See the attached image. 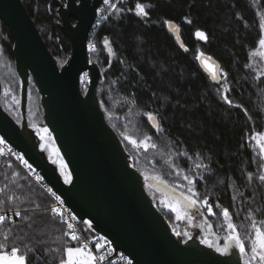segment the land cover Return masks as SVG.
Masks as SVG:
<instances>
[{"label": "trees", "instance_id": "trees-1", "mask_svg": "<svg viewBox=\"0 0 264 264\" xmlns=\"http://www.w3.org/2000/svg\"><path fill=\"white\" fill-rule=\"evenodd\" d=\"M21 1L58 64L64 62L62 52L68 47L64 40H57L62 35L53 3ZM138 2L147 15H137ZM117 7L120 11L114 10L92 29L89 44H95L92 56L101 70L97 87L101 109L134 158V167L149 179L157 176L155 168L168 185H180L178 191L187 188L183 175L203 173L196 191L218 204L235 206V216L250 212L254 203L264 204V186L256 176L249 145L251 133L264 131V57L252 63L261 36L264 0H123ZM197 30L207 39L197 37ZM50 39H54L52 45ZM12 47L13 40L0 22V53L14 66ZM201 53L220 64L219 84L212 83L199 67ZM224 87L231 104L222 96ZM29 91L36 93L33 84ZM147 112L156 115L158 130L150 125ZM122 133L133 138L149 135L157 147L141 156ZM197 164L208 167L197 169ZM0 188L7 195L20 196L11 203L13 210L22 213V217L13 216L14 224L0 225V243L9 248L21 245L28 264H59L63 248L77 247L64 236L65 225L51 215L49 199L16 164L1 156ZM5 199L0 193V200ZM154 204L173 233H178L173 215L159 202ZM83 226L88 236L95 234L89 225ZM5 236L10 238L5 241Z\"/></svg>", "mask_w": 264, "mask_h": 264}, {"label": "water", "instance_id": "water-1", "mask_svg": "<svg viewBox=\"0 0 264 264\" xmlns=\"http://www.w3.org/2000/svg\"><path fill=\"white\" fill-rule=\"evenodd\" d=\"M53 2L58 28L70 48V56L61 67L23 2L0 0V22L13 40L22 112L19 126L0 103V135L40 172L80 221H87L93 232L102 235L115 252L126 255L131 264H244L238 248L225 256L196 237L183 240L173 233L146 185L171 200L172 194L158 182L146 180L134 167L123 142L106 121L97 94L101 70L97 63L89 61L88 52L89 36L103 0ZM198 56L201 70L212 83L219 84L220 64L207 55ZM213 65L217 80L212 79ZM82 74H88L84 94L80 89ZM30 81L40 97L44 123L53 145L44 143L27 125ZM1 95L0 80V98ZM149 123L152 126L154 122ZM41 144L45 145L43 149ZM62 167L71 175L69 184L64 183Z\"/></svg>", "mask_w": 264, "mask_h": 264}, {"label": "snow or ice", "instance_id": "snow-or-ice-1", "mask_svg": "<svg viewBox=\"0 0 264 264\" xmlns=\"http://www.w3.org/2000/svg\"><path fill=\"white\" fill-rule=\"evenodd\" d=\"M103 3L105 5H108L111 9L115 11H120V9L117 7L115 3H111V0H103ZM137 15H147L143 5L141 3H136L135 5ZM190 22V21H189ZM166 24H171L170 21H165ZM260 28V39L258 40V47L264 48V19H261L259 23ZM196 36L201 39H207L205 34L199 30L196 32ZM105 45L107 46L108 41L105 39L104 41ZM89 48H94V45H89ZM109 51H111L109 49ZM201 55H203L201 53ZM261 56H264V53H260ZM199 58V56L197 57ZM251 58V56H250ZM209 62H211V58H209ZM207 67V65H205ZM216 65L212 66V79L217 80L218 76L215 73ZM226 76V74H225ZM83 79V77H82ZM227 91V90H226ZM7 95V93H5ZM224 99L227 103L231 104L232 102L228 99V97L225 95ZM12 100L15 102V97H12ZM239 107V106H238ZM149 122L152 123V127L159 129L160 125L157 121V117L155 114L151 112H147L144 114ZM37 134L39 135L40 129H36ZM42 131L47 134L48 130L47 128L42 129ZM122 135H124L122 133ZM251 138L254 142L258 143L259 151H260V163L259 168L261 169V174L258 175V179L261 183H264V133L259 132H253L251 133ZM40 139L43 141L45 139V136L41 135ZM124 139L128 140L129 143H131L134 146L142 147L145 151H147L149 148L155 149L157 145L155 143H151V137L149 135H144L143 139L137 140L134 139L130 135H124ZM3 141H0V144H2ZM45 145L41 144V148L43 149ZM180 155H183V153H180ZM18 159L23 160V157H18ZM25 165L31 169V165L27 164V161H24ZM55 163V161H53ZM197 169H206L207 165L197 164ZM179 174V170H178ZM17 175V173H13V176ZM61 175L64 177V183L69 184L71 183V175H65L63 170L61 171ZM203 178V173L201 176L198 177H190L188 175H183V180L187 182V188L185 191H180L177 196V188L181 187L180 185H177L176 187L169 188L168 182L165 181L160 176H153L151 179L153 181L158 182L159 185H163L165 188L168 189V191L172 194L173 199L171 201H161L162 204H164L166 207H168L173 213H175V218L177 221L182 219H187L189 223L193 220V215L189 214L191 211L193 214L198 213L200 211V208L198 206L203 205L206 209L209 215H213V207L208 201L207 197H204L203 199L198 198V193L195 190V184L199 179ZM249 180L252 179V173H248ZM37 181L40 180V177H36ZM146 180L149 179V177H145ZM51 191V190H49ZM0 193L5 194L6 199L0 200V225L3 224H9L12 225L15 223L13 220V216L15 217H22V213L19 210H13L12 203L13 201L20 200V196L13 193L12 195H7L4 188H0ZM55 199L57 201L60 200L59 196H56ZM219 205H217L218 207ZM51 212L54 215L61 216V222L66 224L68 231L64 233L65 237L70 238L72 241H77L79 243L80 236L76 234L73 231V225L70 221H65L62 219L63 213L58 212L57 208L53 206L51 208ZM222 216L224 219V227H226L228 231V235L225 237L223 247H221L219 244L215 245V250L220 253L221 255H228L230 250L233 248H238L239 252L241 253V258L243 259L246 254V245L240 234L237 232V226L232 222V217L230 215V212L227 208L223 209ZM72 219L74 220L75 217L73 216ZM87 223V221H85ZM211 227V225H209ZM252 228L254 229L255 235L251 237V256H249L247 259H244V264H252V261H257V264H264V221L260 222V225L257 226L256 219L253 218L252 220ZM179 235V233H176ZM186 235V233H185ZM10 237L5 236L4 240L7 241ZM202 243H206L209 248H212L214 245L213 243L208 242L207 239H204L201 241ZM25 248V251L28 253L32 252V249H29L27 245H22ZM21 245L13 244L10 248L5 243H0V264H28V255L21 254L20 252ZM97 249L101 247L99 243L96 245ZM85 245L80 244L77 247H65L63 248L64 252V258H61L59 261V264H94V261L96 260V257H94L90 251H85ZM100 260H103L104 257L101 256L99 258Z\"/></svg>", "mask_w": 264, "mask_h": 264}, {"label": "rangeland", "instance_id": "rangeland-1", "mask_svg": "<svg viewBox=\"0 0 264 264\" xmlns=\"http://www.w3.org/2000/svg\"><path fill=\"white\" fill-rule=\"evenodd\" d=\"M123 0H113V3H115L117 6L122 2ZM114 10H112L111 14L113 13ZM110 14V15H111ZM264 19V18H263ZM57 22V21H56ZM50 43V42H49ZM91 45H94V48L90 49L88 48V52H89V56H90V59L93 61V62H96L92 56V52L95 51V44L94 42H90ZM260 53H264V48H260L258 47L254 52H253V58H252V63L255 64L256 63V59L258 57H264V56H261ZM264 59V58H262ZM59 63L62 64V60H59ZM264 71V69H263ZM0 77H1V80L4 84H6L4 86V100H5V105L8 106V108L10 107V104L12 102H14L12 100V97L14 96L15 97V102L14 104L17 105L18 103V92L17 90H13L10 88V86L14 85L15 84V87L14 89H17V87H19V79L17 77V74L15 72V67L11 65L10 62H7L3 59L1 53H0ZM83 77V79H82ZM81 77V86L82 88L84 89V91H86L87 89V83H88V74H85ZM226 87H224L223 91H222V96L225 95L226 93V90H225ZM36 90V89H35ZM5 93H7V95H5ZM39 95L36 91L33 92V91H29V102H28V106L29 108L30 107H33L34 105H36L38 108H39V105H38V102H39ZM41 114V113H40ZM112 124L114 125L115 124V120H112ZM45 127H43L42 129H44ZM264 133V131L262 132ZM42 134L45 135L46 137L50 138V140H52L53 142V139H52V135L50 134V132H47V134H45L43 131H42ZM134 139H137V140H140V139H143V136H140L139 134H136V137ZM249 145L254 153V160H255V169H256V176L258 178V175L261 174V169L259 168V163H260V151H259V147H258V143L257 142H254L252 140V138L249 139ZM54 143V142H53ZM124 145V144H123ZM130 146L131 148L134 150V152L136 153H140L139 155H144V154H147L146 152H149L152 148H149L147 151H145L142 147H139V146H134L130 143ZM129 154V153H128ZM130 155V154H129ZM132 162H133V157L130 156ZM134 164V163H133ZM151 166V165H150ZM63 171H66V168H62ZM158 171L153 168V174L157 175V176H160L158 173ZM144 176V175H143ZM144 177H147V176H144ZM195 187V186H194ZM149 188V195L150 197L152 198L153 202L156 201V202H159V205H161V207L166 211V212H169L170 214L173 215V223H174V227L176 230H178V233L180 235L181 231H180V228L178 226V221L176 220L175 218V213H173L168 207H166L164 204L161 203V201H171V199L167 198L163 193H161L160 191H155L153 189V187H148ZM196 190V189H195ZM198 193V198L200 199H203L204 197H202L199 192L197 191ZM208 198V201L210 204H213L216 206V208L219 210L218 211V214L217 212L213 211L214 214L213 215H209L208 212H206V214L209 216V217H213V221L211 223V229L212 230H215L216 232V236L217 238H214V240L211 238L212 234H211V230L207 231V236L205 239L208 240V242L210 243H213V245L215 246L216 245V242L217 240H222L224 239L227 235H228V231L226 229V227H224V219H223V216H222V206L221 204H218L217 201H214V199L209 196L207 197ZM217 205H219L217 207ZM200 208L201 209H204L207 211V209L203 206V205H200ZM232 217V216H231ZM253 218L256 219V223H257V226L260 225V222L261 221H264V220H257L256 216H253V215H246V217H244V219L246 220V222L244 223V225H241V226H244V232L247 234V236H245L244 234L240 236L242 237V239L244 240L245 242V245H246V254L244 256L245 259H247L249 256H251V237H253L255 235V232H254V229L252 228V220ZM233 218H232V222H233ZM234 223V222H233ZM236 225V224H235ZM239 229H237V232H238ZM211 234V236H210ZM182 237V236H181ZM213 237V236H212ZM204 240V239H203ZM206 244V243H205ZM256 261H252V263H255Z\"/></svg>", "mask_w": 264, "mask_h": 264}, {"label": "flooded vegetation", "instance_id": "flooded-vegetation-1", "mask_svg": "<svg viewBox=\"0 0 264 264\" xmlns=\"http://www.w3.org/2000/svg\"><path fill=\"white\" fill-rule=\"evenodd\" d=\"M49 1L52 2L53 5H54L53 0H49ZM60 1L63 4H65V0H60ZM54 11H56L55 5H54ZM55 15H56V12H55ZM56 17H57V15H56ZM58 22H59V19H58ZM58 22H56L57 26H58ZM60 34L62 35V38H58L57 40L60 41V42H62L64 40L66 42L67 47H68V51L66 53L62 52V55L64 57V62H62V64H58L57 59L53 56L55 58V60H56V62H57L59 67H61L68 60V58L70 56V48H69L68 42H67L66 38L64 37V35L62 34L61 31H60ZM53 42H54V39H50L51 45L53 44ZM89 61L93 62L90 59V56H89ZM83 75H85V74H82L80 76V80H81V77ZM0 80H1V78H0ZM1 84H2V95H1V98H0L1 106L4 109V111L13 119V121L17 125L21 126V124H22V112H21V109H20V87H21L20 80H19V87H17V89H14V88H16L15 84L13 86H10L11 89H13L15 91L17 90V92H18V100L19 101H18L17 105H15L14 102H12L10 104L9 108H8V106L5 105L4 85H3L4 83L2 82V80H1ZM31 84H32V82L30 81L29 88H30ZM29 88H28V98H29ZM80 89H81V92L84 94L85 91L82 88V86H80ZM28 102H29V100H27V105H26V121H27V125H28L29 128L33 129L36 132V134H37L36 129H40L41 131H40L39 135L37 134L40 137L41 135H43L42 134V128L43 127L47 128L45 126V123H44L43 111H42V108H41V105H40V99H39V102H38L39 108L36 105H34L33 107L29 108ZM43 136H45V135H43ZM43 141L47 145H53L54 144L52 142V140H50V138H48L46 136H45V139ZM50 159L52 160L53 157H50ZM62 168H64V167H62ZM263 186H264V183H263ZM148 187H150V186L146 185V189ZM263 192H264V188H263ZM261 201L264 202V194H263V198H262ZM211 206L213 207V211L217 212V214H218L219 210L216 208V206L213 205V204H211ZM221 206H222L221 207L222 210L225 209V208H227L229 210L230 215L232 216V218L234 220L233 221L234 224H236L237 229H239L238 233L241 234V235L244 234L245 236H247V234L243 230L244 226H241V225H244V223L246 222V220L244 219V217H246V215L256 216L257 220H264V204H259V203L252 204V207L250 209L251 211L245 213V215H242V216H240L239 214L237 216H235L233 214V211L236 209L235 206H231V207H228V206H225V205H221ZM198 207L200 208V206H198ZM246 208L247 209L250 208V205L244 207V210ZM206 212H207L206 210L201 209V208H200V211L198 213H195V214H193L190 211L189 214L193 215V220H192L191 223H189V221L187 219H182V220L178 221V226H179L180 231H181L180 236H182L183 240H186V239L192 238V237H196V238H198L200 240H203L206 237H208L207 236V231H209V230H211V234L213 236L212 237L211 234H210L211 238L213 240H214V238H217V236L215 235L216 234L215 230H212L211 227H209V225H211V223L213 221V217L212 218L209 217L206 214ZM185 233H186V235H185ZM224 240H225V238L222 239V240H217L216 245L219 244L221 247H223ZM213 248L215 249V246H213ZM244 259L245 258L242 259L243 263H244ZM252 264H257V261L255 263H252Z\"/></svg>", "mask_w": 264, "mask_h": 264}, {"label": "built area", "instance_id": "built-area-1", "mask_svg": "<svg viewBox=\"0 0 264 264\" xmlns=\"http://www.w3.org/2000/svg\"><path fill=\"white\" fill-rule=\"evenodd\" d=\"M111 3H113V0H111ZM112 10L113 9H111L108 5L102 3V5L97 10V18L94 27L101 26L110 16ZM89 45L90 44H88V48ZM0 141H3V143L0 144V156L5 157L12 161L14 164H16L23 171L26 177L49 199V211L51 215L61 222V216L54 215L51 212V208L55 206L58 212L63 213L62 219L65 221H70L72 223L73 231L78 234L81 239L78 243L77 241H72L70 238L66 237L69 241L74 242L75 244H77V246H79L80 244H84V250L86 252L90 251L91 254L96 257L94 264H131L130 259L120 251L115 252L111 247L110 243L102 235L95 233L93 236H88L83 230V225H89V223H85V221H80L64 204L61 198L59 201H57L55 197L58 195L47 185L43 177L40 175V172L35 170L32 166L31 169H29L24 163V161H26L24 158L23 160L18 159V157H23V155L18 152L15 148L10 146L1 135ZM27 164L29 163L27 162ZM37 176L40 177L39 181H37L36 179ZM73 216L75 217L74 220L72 219ZM64 225L66 227L67 232V226L66 224ZM97 243L101 245L99 249H97L96 247ZM101 256L104 257L103 260L99 259Z\"/></svg>", "mask_w": 264, "mask_h": 264}]
</instances>
